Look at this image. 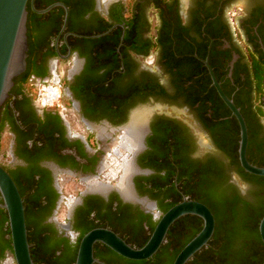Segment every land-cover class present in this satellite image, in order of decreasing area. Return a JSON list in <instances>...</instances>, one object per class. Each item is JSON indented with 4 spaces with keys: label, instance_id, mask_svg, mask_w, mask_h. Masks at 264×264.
I'll use <instances>...</instances> for the list:
<instances>
[{
    "label": "flooded vegetation",
    "instance_id": "flooded-vegetation-1",
    "mask_svg": "<svg viewBox=\"0 0 264 264\" xmlns=\"http://www.w3.org/2000/svg\"><path fill=\"white\" fill-rule=\"evenodd\" d=\"M50 1L27 5L32 51L0 113V165L40 200L28 224L43 264H74L93 226L137 247L193 191L221 209L257 206L231 159L238 120L205 62L245 121L248 162L264 165V0ZM57 3L66 23L60 6L32 10ZM6 218L0 207V264H16ZM177 221L179 247L200 223ZM94 258L130 264L101 244Z\"/></svg>",
    "mask_w": 264,
    "mask_h": 264
},
{
    "label": "water",
    "instance_id": "water-1",
    "mask_svg": "<svg viewBox=\"0 0 264 264\" xmlns=\"http://www.w3.org/2000/svg\"><path fill=\"white\" fill-rule=\"evenodd\" d=\"M33 1L0 0V113L9 97L13 80L25 69L29 49L27 5L29 2L33 5ZM55 6H60L64 9L66 23L68 9L64 4L57 3L41 11L36 10L32 6V10L35 13L42 14L50 11ZM99 36L101 35L95 37ZM205 65L209 71L212 85L215 87L219 97L238 120L240 126L238 147L240 167L251 175L264 177V168L255 166L247 160L248 132L243 117L233 101L223 93L207 61ZM0 197L2 199L0 207L7 214L9 237L15 263L34 264L28 243L24 202L14 180L1 165ZM185 216H195L202 220L201 230L180 250L172 263L188 264L198 252L208 246L214 233L215 219L205 204L186 197H183L182 201L173 205L161 215L148 240L142 247L136 248L129 245L122 237L108 228L98 227L88 231L78 244L74 264L96 263L94 247L97 244L107 247L110 251L126 260L146 261L152 259L165 243L170 227ZM258 231L264 244V216L258 224Z\"/></svg>",
    "mask_w": 264,
    "mask_h": 264
},
{
    "label": "trees",
    "instance_id": "trees-1",
    "mask_svg": "<svg viewBox=\"0 0 264 264\" xmlns=\"http://www.w3.org/2000/svg\"><path fill=\"white\" fill-rule=\"evenodd\" d=\"M53 1H50V3H53ZM64 4L70 8V5L67 4V1H64ZM36 8L38 10L42 9L40 3ZM27 27L29 54H31L32 44L30 42L28 24ZM237 156V153L231 155L232 162L239 167L240 174H242L248 181L252 182L258 188L251 194L257 202V206L245 204L244 208L241 209L240 212H238L235 211L232 204L227 203L224 204V208L221 209L217 207L213 203V201L210 200V195L203 194L197 191L190 192L191 200L203 202V204H205L210 209L215 219V228L208 246L198 252L188 264H262L264 262V244L260 239L258 231V224L261 218L264 216V177L254 176L245 172L240 167ZM249 162L255 166L264 168V165L254 164L251 161ZM12 178L14 179V182L19 189L25 206L26 228L28 243L30 245L31 258L34 264H43V262L45 261L44 259H42V254L40 253V248L42 246L41 237L39 234H32L30 226L28 224V215L35 207L40 206V200H36L37 197H35V194L29 195V189L23 182L19 181L18 178H16L15 176H12ZM179 202L180 201L176 202L175 204ZM165 210L166 209H164L163 212L167 211ZM187 217L195 218L200 223L199 228L189 237V239L191 240L201 230L202 220L195 216ZM154 225L155 224L152 225L150 232H152ZM178 225L179 221L175 222L171 226L166 237L167 243L162 245V247L152 259L146 261L123 260L127 261L130 264H172L177 254L185 245L184 244L177 247V245L173 244V241H171L174 236L173 233L178 228ZM93 228H97V226H93L92 228H87L85 231H82L76 243L72 245L74 247V256L76 254L78 244L82 236ZM6 234L9 235L8 228ZM148 238L149 236L137 241L136 248L142 247L146 243ZM123 239L126 241V243L133 246L131 244L132 240L130 241V239H126L125 237ZM171 247L173 250L172 252H169V248ZM9 251L10 253H12L11 247H9ZM161 257H165V260L161 261ZM73 261L74 257L71 262Z\"/></svg>",
    "mask_w": 264,
    "mask_h": 264
},
{
    "label": "rangeland",
    "instance_id": "rangeland-1",
    "mask_svg": "<svg viewBox=\"0 0 264 264\" xmlns=\"http://www.w3.org/2000/svg\"><path fill=\"white\" fill-rule=\"evenodd\" d=\"M77 126L76 125H74V128H76ZM4 146H3V148H2V153L4 154V153H6V151H7V143H5L4 142V144H3ZM5 158V157H4ZM2 162H4V161H2ZM76 186H77V183H73V182H71V183H68L66 186H65V188H64V191H65V194H66V196L68 197V196H70V197H74L75 195H76V192H77V190H75L76 189Z\"/></svg>",
    "mask_w": 264,
    "mask_h": 264
}]
</instances>
